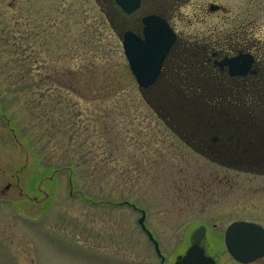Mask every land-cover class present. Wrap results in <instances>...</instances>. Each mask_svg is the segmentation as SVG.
<instances>
[{
    "label": "rangeland",
    "instance_id": "374dc122",
    "mask_svg": "<svg viewBox=\"0 0 264 264\" xmlns=\"http://www.w3.org/2000/svg\"><path fill=\"white\" fill-rule=\"evenodd\" d=\"M144 3L182 38L160 80L171 98L144 93L155 110L129 68L114 4L0 0V264H155L140 212L123 201L146 211L171 264L201 224L219 264H235L223 244L230 223L264 226V161H212L174 110L226 125L224 112L251 116L248 136L264 138V0ZM248 50L260 59L252 77L214 67Z\"/></svg>",
    "mask_w": 264,
    "mask_h": 264
},
{
    "label": "water",
    "instance_id": "95a60500",
    "mask_svg": "<svg viewBox=\"0 0 264 264\" xmlns=\"http://www.w3.org/2000/svg\"><path fill=\"white\" fill-rule=\"evenodd\" d=\"M116 3L123 8V10L130 14L138 9L141 5V0H116ZM214 9V8H212ZM146 28L144 30L145 38H139L131 32L125 35L123 41L125 55L128 59L130 69L138 83L139 89L142 92L146 102L151 105L149 99L145 96V91H148L151 87L157 86L161 92L159 99H170V95L165 93L163 85L160 84L159 79L161 75L162 64L167 57L172 45L175 42V35L166 22L159 18L148 17L145 19ZM225 65L230 66V73L233 76L246 75L250 67L249 61L241 65L239 60L223 62ZM175 111L184 112L186 117H183V121L192 124L195 130L203 132V129L208 127L215 128V122L213 118L202 116L200 113H192L185 110L183 106L181 108L174 109ZM231 124L236 122L230 121ZM240 127V126H237ZM212 132V130H209ZM236 139V142L234 140ZM212 143L216 144L217 139L212 138ZM230 144L220 142L218 145L220 150L223 148L236 150L237 155L240 151L250 156L240 157L242 159L231 161V165L245 166L251 165H263L261 160L251 159L248 161H242L246 158H255L256 153H260L261 144L259 143H241V139L238 137H230ZM233 145V147H231ZM211 146V145H210ZM215 147V146H212ZM256 152V153H255ZM223 153L224 150H223ZM233 154V153H231ZM254 155V156H252ZM247 163V164H245ZM133 207L134 205L127 203ZM142 216L140 221L143 223L146 218V212L141 210ZM198 234V233H197ZM196 234V235H197ZM226 244L231 255L242 263H250L256 261L259 258L264 257V228L256 223L250 222H236L233 223L226 234ZM158 248V247H157ZM158 252L159 248H158ZM176 264H216L215 261L207 257L204 253V249L198 245L190 247L186 255L182 260Z\"/></svg>",
    "mask_w": 264,
    "mask_h": 264
},
{
    "label": "flooded vegetation",
    "instance_id": "af4514ba",
    "mask_svg": "<svg viewBox=\"0 0 264 264\" xmlns=\"http://www.w3.org/2000/svg\"><path fill=\"white\" fill-rule=\"evenodd\" d=\"M104 1L106 3L107 2H111L112 4H114L119 9L118 15L121 17V19H123L121 21L122 22L121 23L122 32H121V35H120L121 37L120 38H123L127 31H132L136 35H138L140 37H143L144 19L146 17H148V16L160 17L161 19H164L170 25V27L176 33V42L173 45L172 49L170 50L168 56L164 60L163 67H165L167 62L170 61V57L172 56L174 49L182 41V38H181L180 34L177 32L176 28L173 25L172 18L169 15H165L164 13H162L161 11L156 10V9H150V10H152L150 12L144 11L143 10L144 5H145L144 0H142L141 6L135 12H133L131 14H126L120 7H118L115 4L116 0H104ZM212 8H214V9H212ZM217 8L218 7H216V9ZM153 10H156V11H153ZM209 10L210 11L211 10L214 11L215 10V6L214 7H210ZM129 19H131L132 25L129 23V21H130ZM181 55H182V53L178 54V57L176 56L175 59H180ZM245 55L250 56L252 58V67L257 62H259V60H260L258 55H256L255 53H252L249 50L245 51V52L239 51L237 55L227 56V57L223 58V60L224 59H232V58H235L237 56H245ZM221 61L215 60L214 61V67L219 68L221 71H225V68H226V71H227L228 75L232 78V76L228 72V68L227 67H225V66L224 67H220L219 66ZM162 73H163V70H162ZM252 73L256 74V71H253V69H252V72L249 73L247 76L234 77V78L235 79L236 78L245 79L248 76L252 77V75H253ZM244 95H246V97L249 98V97H252L254 94L251 91L250 92L246 91V92H244ZM229 115L232 117L233 120L238 121L239 125H244L245 127L248 126L251 129V125L252 124H249V122H247V118H249L251 116H245L244 115L243 117L238 118L235 114H229ZM220 118H223V114H220ZM250 129H247V131L249 132ZM209 130H212V132H210ZM192 134H193L194 138H196V140L199 141L202 144L201 148H200V149H202L201 154H203L204 156L210 158L212 161H215V162H217L219 164L226 163V164H228L227 166H231V161L233 160V157L237 158V156H234L236 154L231 155V153H236V150L234 148L228 149V148L225 147V148H223L225 153H223V150H220L219 147H218V145H220V142H225V143L230 144L231 143V142H229V138L230 137H238V138L240 137L241 140H243V141H241V143H244L246 141V140H244V136H246L245 132H241L239 128L234 127L233 125H229V124L226 125V124H224L222 122H220L219 124L218 123L215 124V128L214 129H211V128L208 127L207 129H203V132H202V130L198 131V133L192 131ZM211 137L217 139V143L216 144L212 143ZM246 138H247L248 141L250 140V143H259V144H261L262 151L264 152V138L257 137L259 141L253 140L248 135L246 136ZM234 142H236V139L234 140ZM212 146H215V147H212ZM231 147H233V145ZM198 149H199V147H198ZM261 157L264 159V154L261 155ZM201 176L202 177H200V180L202 181L204 179V177H203L204 174H201ZM203 188H205V187H203ZM135 223H136L139 231L141 232L142 237H144V239L146 240L147 244L151 247V249H153L152 250V252H153L152 254H153V256L156 259V260H154V263L155 264H171L170 261H169V258L165 255V252L162 250L160 242L154 237V235L152 234L150 229L147 227L146 219L143 221V225L144 226L142 225V222L140 221L139 218H137L135 220ZM199 229H203V231L199 235L200 241H199L198 244L205 250V253L208 256L212 257L215 260L216 264H219V261L216 258V256L210 255L208 253V248H209L208 245L204 244V242L206 240H208V238H209L208 237V231L209 230L206 227V225L201 224V225L197 226V228H195L191 232V235H190L191 244H190L189 247H191L193 244H196V242L194 241V235H195L196 231H198ZM226 230H227V228L223 232V238H224V243L223 244H224L225 248H226V245H225ZM157 247H159L160 253L158 252ZM188 248H187V250H188ZM226 252H227V255L229 256V258L231 259V262H233L235 264H243V263H240V262L236 261L228 253L227 249H226ZM185 253H183L182 255H179L177 257L176 261L173 262V264H175Z\"/></svg>",
    "mask_w": 264,
    "mask_h": 264
}]
</instances>
